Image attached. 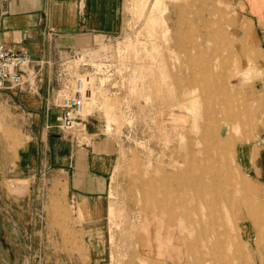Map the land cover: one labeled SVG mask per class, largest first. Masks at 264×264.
Wrapping results in <instances>:
<instances>
[{
    "label": "rangeland",
    "instance_id": "1",
    "mask_svg": "<svg viewBox=\"0 0 264 264\" xmlns=\"http://www.w3.org/2000/svg\"><path fill=\"white\" fill-rule=\"evenodd\" d=\"M152 4L153 0H122L120 32L98 48L80 51L86 53L88 64L112 66L108 77H96L98 81L93 76L91 91H98L97 104L87 107L86 136L77 142L67 138L77 147L88 146L96 137L114 142L113 168L101 199L104 206L96 205L95 211L107 209V214L97 228L86 232L80 227L84 220L79 219L78 205L67 197L64 184L45 178L38 182L0 177V264H264V0H162L164 12L155 13V24L146 21ZM140 7H144L141 15ZM199 35L207 41L197 51L190 43ZM174 41L180 47L173 46ZM216 53L251 62L254 95L261 107L252 108L253 118L243 115V124L226 126L229 144L221 145V155L212 161L211 152L200 153L211 147L209 138L198 147L190 144L196 128L204 123L208 100L197 105L199 114L193 123L185 115L180 135L177 122L174 126L167 118L170 104L179 100L178 91L202 79L203 61ZM77 63L71 67V77L79 76ZM237 93L234 108L240 98L245 99ZM107 100L114 103L117 121L105 116ZM179 111L174 113L182 115ZM6 115L0 112L5 120L0 145L8 144L11 152L23 137ZM170 155L180 163L188 161L203 187L211 183L209 174L218 173L220 184L204 195L206 201L216 203L213 216L218 219L206 223L200 200L196 220L195 208L188 204L177 211L190 215L187 223L160 236L159 222H153L149 207L154 202L151 194L155 193V202L168 198L184 178L179 174L178 180L171 176L160 180L164 172L177 173L167 167ZM189 195L183 192L182 201ZM210 232L215 235L200 241Z\"/></svg>",
    "mask_w": 264,
    "mask_h": 264
},
{
    "label": "crops",
    "instance_id": "2",
    "mask_svg": "<svg viewBox=\"0 0 264 264\" xmlns=\"http://www.w3.org/2000/svg\"><path fill=\"white\" fill-rule=\"evenodd\" d=\"M121 1L0 0V43L27 51L35 65L43 63L34 68V83L30 79L18 88L0 91V112L11 117L23 137L15 151L10 152L8 144L0 145V177L64 184L70 201L91 216L80 224L86 232L97 228L103 218L94 212L96 205H103L115 144L96 137L88 146L77 147L60 136L56 129L60 110L54 104L61 86L58 68L44 63L98 48L117 35ZM4 121L0 118V127Z\"/></svg>",
    "mask_w": 264,
    "mask_h": 264
},
{
    "label": "bare ground",
    "instance_id": "3",
    "mask_svg": "<svg viewBox=\"0 0 264 264\" xmlns=\"http://www.w3.org/2000/svg\"><path fill=\"white\" fill-rule=\"evenodd\" d=\"M161 3H162V0H153V4L151 5V10L149 11V15L146 18V21L148 23L155 24L157 22V19L155 18V13L158 11L161 13L164 12V10L160 9ZM138 10L140 11V15H141V13H144L143 12L144 7H140V9H138ZM167 13H168V17H169V14H170L169 11ZM180 15L181 14L179 13L178 18L180 17ZM193 23H194V21H193ZM207 26L209 27V25H207ZM188 27H190V26H188ZM210 29H211V26H210ZM214 32L215 31H213V33ZM206 41H207V39H205V37L199 35L195 41L190 43V48L199 51L203 47V44H206ZM173 46L180 47V44L175 43V41H174ZM213 52H215V50ZM188 55H189V53H188ZM202 66L204 67V70L202 71V73H204L203 74L204 77L202 79H199V80L193 79L194 80V81H192L193 83L189 84V86L187 88H181L178 91L179 100L177 101V104H170V106H169L170 115L167 118V121L170 124L173 123L172 125H174V122H177L178 127L176 125L175 128H176V130L178 129V132H180L179 135L182 134V131L184 129L183 122L185 121V118H186L185 115H188V117L191 118L190 121H192V123H193L194 117L199 114V111L197 109V105L200 103V101H202V100L204 101V99L208 100L209 102H206V104L204 106V115L206 116V117H204V119L202 118L204 120V123L200 127L196 128V132L193 133V139H191L190 144L193 143V145L195 147H198L201 143H205L206 138H209V140H211V143L213 142L211 144V147L209 146L210 147L209 149H207V150L204 149L200 153L202 155L203 154L208 155L209 152H211L213 157L211 156L209 160L213 161L214 160L213 158L219 157V155H221L220 152L223 151V150L222 151L220 150L221 145L226 146L229 144V141H227V139L224 137V133L226 131L225 130L226 126L229 124H231V125L232 124H236V125L243 124V120H242L243 115H246V117H249V118H253V112L254 111H252V108L255 105L258 108H260L261 104L259 105L257 103V101L260 98H258L254 95L257 87H256V84L254 83L255 80L252 79V76H253V74H255V71H253L254 69L250 68L251 62L249 60H247L246 58L244 59V57H243V59L238 60L236 58L229 56L228 58L225 59V57L216 53L213 56H211L208 60H204L202 63ZM201 70H202V68H201ZM255 70H257V68ZM259 71H261V70L259 69L258 72ZM196 72H198L197 69H196ZM258 72H257V74H258ZM200 75H201V73H200ZM258 77H260V76H258ZM196 81L199 83H196ZM88 82L91 85H94L93 84L94 79L92 77L89 79ZM100 82L103 83L102 81H100ZM91 88H92V86H91ZM237 89H238V91H242V94L243 93L244 94L241 95V92L237 93L238 92ZM235 90L237 91L236 92L237 94L244 96V98H245V99L240 98V99H242V101L241 100L239 101L240 104L238 107L236 106V108H234L235 105L233 106V104H232L233 100L235 98L237 99V97H238V96L236 97V93H234ZM97 93H98V91H90V93L87 94L88 97L85 99V105H84V109H83L84 116H88L87 112L89 111V108H87V107L92 108L93 106H95L97 104V96H96ZM261 99H263V101H264V92H263V95L261 96ZM104 105H105V109H106L105 110V114H106L105 116H107L108 120H110V119L116 120L115 117H116L117 113H115V111H114V103L110 102V100H107ZM176 109H179L180 110L179 113L181 112L182 115H176L178 112L177 111L176 114L174 113V111H176ZM219 114H221L223 116V119L221 121L218 120L217 115H219ZM192 126H193V124H192ZM192 126H189V127L191 128ZM193 127L194 128L190 129V130L193 131L195 129V126H193ZM108 129H110V126H107V130ZM183 141H181V142H183ZM181 142H179V143H181ZM181 145H182V143L179 146H181ZM181 147H184V146H181ZM190 149H192V148H190ZM189 153L194 156L193 158H191V161H195L196 160V159H194L195 158V152L192 151ZM168 159L169 160L167 163V167L172 168V169H176L177 173L174 174V173L164 172L161 174L160 180L166 181L169 176L173 177L174 179H177V175H179V174L184 175V178L182 180L176 182L177 186H176V188L172 189V192L168 193L170 195L168 198L166 197L165 199H163L161 201L155 202L156 195L154 192L151 194L152 195L151 199H153L154 202L151 203L149 205V207L151 208V210L155 216V217H153V222H155V223L157 221L159 222L160 236H161V234H163V232L167 236L169 229H176V228L182 226L186 222V220L188 218H190L189 217L190 215H188V214L185 216V215H183V213H177V211L184 209V208H187L188 204H193L195 210L193 208L194 216L192 218H193V220H196V218L198 217V213L196 212L197 211L196 209L198 208V203L200 200H202V207H203V211L205 212V213H203V216L205 217L206 223L207 222H208V224H211V222L214 223L215 220L218 219V217L216 219H214V216H213L214 213L216 212V203L215 202L211 203L210 200L206 201L204 195L209 193L211 191V189L213 190L212 187L215 186L217 183H219V181L221 180L218 173L215 172V173L209 174V176H210L209 179H210L211 183H210L208 188L203 187L202 185L199 184V183H201V182H199L201 179L200 178L201 176L198 179L193 176L194 175L193 174L194 173L193 168L188 164V161L181 159V163H180L178 160H174L172 155H170ZM206 160H208V159H206ZM218 160L220 161V159H217L215 161L217 162ZM189 161H190V159H189ZM186 164H188L187 167L182 169V166L186 165ZM214 164H215V162H214ZM217 167H218V165H217ZM200 173L201 172H199V174ZM167 184H168V182H167ZM159 185H161V184H159ZM203 185H204V183H203ZM179 191H182V192L179 193ZM185 191H188L190 193V195L186 201H182L181 195ZM164 196H166V195L164 194ZM216 198H217V195H216ZM223 201H224V199H223ZM107 212H108L107 209H100L99 211L94 212V215H97V216L104 215V214L106 215ZM78 216H79V219H81V220H87L91 217V216H88L84 213V211L82 209V205L78 206ZM162 216H165L166 218L163 220L159 219ZM201 216H202V214H201ZM200 227H201V225H200ZM211 235L214 236L215 232H210L207 235L204 234L201 237L200 241H203V242L207 241L208 238L211 237ZM109 241H111V240L109 239ZM218 243H219V241H218ZM170 244H171V241H170ZM199 252H201V251H199ZM192 256H194V254ZM201 264H203V263H201Z\"/></svg>",
    "mask_w": 264,
    "mask_h": 264
},
{
    "label": "built area",
    "instance_id": "4",
    "mask_svg": "<svg viewBox=\"0 0 264 264\" xmlns=\"http://www.w3.org/2000/svg\"><path fill=\"white\" fill-rule=\"evenodd\" d=\"M85 54L73 52L57 63H44L46 66L52 67L54 65L58 68L57 77L61 82L54 98V104L60 110L56 129L62 137L76 142L80 141L79 139H84L83 137L87 134L89 117L84 116L83 109L85 99L88 97L87 94L90 93L91 86H93L88 82L89 79L91 77L93 79L108 77L112 71L111 65L86 63L85 60L88 58L86 59ZM75 63L78 64L75 69L79 76L71 77V67ZM33 64L27 51L12 50L0 43V91L18 88L30 79H33L32 83H34V68L42 67L43 63L34 64L35 67ZM89 68L90 74H85ZM101 80L105 81V79ZM27 85H31V83L29 82Z\"/></svg>",
    "mask_w": 264,
    "mask_h": 264
}]
</instances>
